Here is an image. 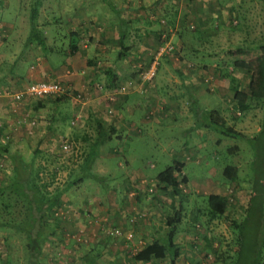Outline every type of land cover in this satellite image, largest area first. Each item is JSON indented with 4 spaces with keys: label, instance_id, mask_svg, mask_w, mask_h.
Masks as SVG:
<instances>
[{
    "label": "rangeland",
    "instance_id": "rangeland-1",
    "mask_svg": "<svg viewBox=\"0 0 264 264\" xmlns=\"http://www.w3.org/2000/svg\"><path fill=\"white\" fill-rule=\"evenodd\" d=\"M30 1L0 0V11L2 9L3 14L9 15V17L18 16L14 18L21 21L24 17L26 18L24 21L26 25L24 24L25 26L21 30L14 32L17 33L14 37L19 35L20 39L25 34L23 39L27 44L29 43L28 34L30 30L28 22ZM109 1L110 3L107 0H41L36 19V29L38 35L43 37V45L35 46L45 57H49L48 60L51 63L59 62L61 53L54 49L66 44L67 33L72 27L71 25H74V23L71 25L70 23L75 22L78 28L79 45L91 43L94 47L100 41L101 45H104L103 51L107 55L104 54L103 58L95 56L92 68L97 69L98 73L109 67L114 71L119 63V72L121 73L123 69H126V66L122 65L123 61L116 62L115 66L108 63L113 61L115 53L118 51L114 47L118 46L115 32L119 28L120 10L121 15L127 16L132 15L133 9L131 7L119 9V0ZM178 1L174 7L164 6L161 8L159 6L147 10L142 9L140 14L143 15L145 12L147 19L153 20L152 25L157 27L155 28L157 34H146L141 38L138 31L130 30L127 40L123 41L124 45L136 47H139L141 43L142 45L145 44L147 47L145 49H150V45L147 44L151 42L152 38H154L153 42H157L148 50V57L143 54L136 57V60L133 57H126V59L129 57V59L135 60L132 67L135 69V75L132 78L135 84H127L131 78L124 81L122 77H119L118 87L120 88L122 85L126 89L127 95L129 90H138L135 96L139 98V103L134 107L135 112L143 110L141 97L151 95L154 103L150 108L151 111L148 112L150 120L138 125L139 131L131 137L132 141H128V149L124 146L119 150V140L115 137L107 141L106 145H115L118 153L109 156L102 172L92 167H78L85 153V149L82 148H78L76 154L73 150L47 151L42 154L36 151L25 152V161H29L28 159L32 157L31 163L34 167L40 164L42 159L46 163L41 178L47 181L46 189L49 193L62 188L67 180L81 176L80 182L70 184L64 190L60 196V203L54 212L48 216V225L53 226L54 232L45 238L40 248L38 254L40 264H83L82 254L84 253H89V255L94 253L93 258L97 263L104 264L103 259L107 257L106 253L111 256L113 251L118 249V245L114 243V238L118 235L109 236L107 230L111 227L107 226L105 221L104 223L97 222L98 217H95V214H89L88 207L90 206L86 205V202H89L88 199H91L92 194L105 199L112 194L119 203V198L124 194L119 182L126 175L123 173L125 169L128 172L131 170L135 172L137 167H141L148 174L155 175L165 166L172 164L174 158L179 159L182 156H186L184 169L189 180L193 177L206 176L209 177L208 181L211 183L207 185L209 187L179 183L178 198L180 199L179 202L181 201L182 213L180 222L176 224L177 236L179 237L176 242L180 246V251L173 264H249L251 240L259 220L255 216H247L245 219L241 231L243 236L239 252L235 239L240 228H235L233 221L240 219L244 213L251 184H256L258 171H261L262 176H264V158L262 156L264 152V119L262 128L259 129L260 117H262L260 108L264 107V64L258 66L259 61H256L252 65L251 72L248 69L246 71L237 69L241 80L237 79L236 87L239 88L245 83L244 90L250 94L248 95L242 90L238 91L234 97L232 93L234 87H231V80L229 81L230 87L222 90V99L223 97L226 98L227 104L217 96L216 89L212 86V77H209L211 73H206L201 77L200 84L193 85L183 82L175 75L176 79H172L169 72L172 70V63H178V58L184 57V54L178 50L177 36H181L182 40L187 38V43L195 49L196 56L192 57V52L188 54L191 56L189 57L192 59L191 61L201 58L210 60V54L207 53V47L210 46V43L219 42V46L222 48L224 43L225 45L230 43L236 46H245L250 42L251 47L258 45L261 48L263 59L259 58L264 62V20H262V24L252 23L251 20L253 15L260 18L264 16V8L263 6L261 8L251 7L250 17L245 18V22L239 21V28L234 34L235 38L240 37V39L232 40V43L225 40V36L229 35L227 33L228 24H220V31L214 32L212 30L215 25L210 16L207 18V25L200 26L196 16L202 14L205 18V12H200L199 9L194 10L191 5L184 7V0ZM10 8L15 11L12 12ZM135 10L138 12L139 9L135 8ZM196 12H198L197 15ZM233 18L235 16L232 14L229 18L230 23H236ZM138 22L141 23V19L131 22L135 29L139 28ZM121 27L125 29L127 24L122 22ZM105 28H109L110 32H113V37L106 34L108 30ZM224 28L226 33H224ZM254 29L259 33L251 34ZM242 37L245 38L244 41ZM166 41L172 45V50L163 51L156 57L153 74L147 77V69L150 67L153 55ZM30 42L34 43V40H30ZM50 49L53 50L50 51ZM96 51L99 50L96 49ZM145 58L147 61L142 65L141 60ZM130 64L132 63H129L128 67ZM231 70L232 68L229 69V72L232 75ZM246 77H250L254 81L249 87V80H244ZM94 83V88L99 90L101 87L104 88L100 78ZM118 87L113 93L118 90ZM126 91L119 93L123 94ZM166 98L175 100L180 109L176 110L174 106L172 110H169L170 112H167L169 114H164L165 110L169 109H165L163 103V99ZM235 101L244 103L246 107L242 109L239 106L236 107ZM224 107H227L224 110L225 125H230L238 131L235 135L225 134L221 131L223 127L219 128L213 124L210 115H208L209 109L212 108L221 115V108ZM144 112L147 113V110ZM73 144L77 143L73 142ZM184 144H186V152L183 154L179 151ZM106 145L104 146L106 147ZM233 145H236V148L231 150L230 147ZM193 148L196 149V153L193 152ZM122 157L129 161L126 167H119L118 163ZM1 158L3 155H0V186L4 187L8 184L11 169L7 168L9 163L3 162ZM196 158L199 160L195 161ZM226 164L237 167V176L233 180H227L223 176L222 169ZM176 173L177 177L180 178L181 170ZM140 180L139 178L138 183ZM217 180L219 183L215 187ZM140 184L144 185L143 187L146 189L149 188L148 193L154 194L156 191L161 197L163 194L167 197V189L160 190L158 181L151 182L145 179ZM196 188L198 190L194 192ZM213 190L225 196L227 208L223 214L209 216L205 209V195ZM1 196L4 199L5 194H1ZM1 196L0 264H25L27 255L25 228H27L28 223L24 219H26L27 210L24 203L19 199L15 202L11 201L8 209H5L4 206L1 207L3 205ZM184 196L186 197L184 198ZM253 196L252 208L250 209L252 215L254 206L260 200L263 201L262 207L264 209V195L260 191H256ZM171 198L177 202L173 193ZM170 209L169 206L165 205L163 211L169 213ZM69 214H74L77 222ZM138 215L136 212L134 215L132 214V217H136L133 222L139 219ZM5 220L8 221L4 222ZM92 223L94 224L91 225ZM90 225H98V227L91 230ZM102 225L103 227H101ZM111 239L113 241H110ZM107 247L110 249L109 252Z\"/></svg>",
    "mask_w": 264,
    "mask_h": 264
},
{
    "label": "crops",
    "instance_id": "crops-1",
    "mask_svg": "<svg viewBox=\"0 0 264 264\" xmlns=\"http://www.w3.org/2000/svg\"><path fill=\"white\" fill-rule=\"evenodd\" d=\"M178 2V0H119V9L129 7L133 9L132 15L127 16L121 15L122 13L120 10L119 30L117 29L115 32L117 39L119 34V40L118 46L116 45V47H114L117 48L116 50L118 51L115 53L116 55L113 61L108 63L109 65L115 66L116 62L123 61L124 63L122 65L126 66L125 68L127 70L123 69L121 73L119 72V63L114 71H112L109 66V68L99 73L97 69L92 68L95 56L103 58L105 54L103 51L104 45H101L100 39H98L100 42L94 47L91 43L87 45L83 44L82 46L79 45L78 28L75 22L70 23V25L73 23L74 25H71L72 27L67 33L66 44L60 48L54 49L61 53H59V62L54 63L52 61L53 63H51L50 60H48L49 57H45L44 54L40 52L39 48L36 47L38 45L31 42L27 44L25 42V39H23L25 34L21 36L22 40L21 38L19 39V35L14 37V35L17 34L14 32L21 30V28L26 25V23H24L26 18L24 17L22 21L16 20L15 18L18 16L15 17L12 15V17H9V15L3 14L1 9L0 155H3V158H1L3 162L9 163L7 168L11 169V167L14 166L13 162L16 166H20L24 162H32V157L28 159L29 161H25L26 151H36L41 154L47 151H61L60 144L63 140L69 142L70 148L68 151L73 150L75 154L78 148L85 149V153L78 167H92L100 172L103 171L104 164L109 160V156L118 153L115 145H106L107 141L115 137L119 140V150L124 146L128 149L129 142L132 141L131 137L136 135L139 131L138 125H140L141 122L144 123L150 120V118H148L150 116L148 112L151 111L150 108L154 105L153 99L151 95L141 97L143 110L141 112H135L134 107L139 103V98L135 96L136 91H138L137 89L136 91L129 90L133 93L128 91V95L127 91L123 94L117 91L113 93V91L119 86V77H122L124 81L129 78L133 80L135 69L132 67L134 66L136 57L142 56V54L148 57V50L151 49V46H155L157 42H153L154 38L151 36V42L147 44L148 46L150 45V49H145L147 48L145 44L142 45L141 43L139 47H136L133 45H124L123 41L127 40L130 30H133V32L138 31L141 38L146 36V34H157V29H155L157 27H153L152 25L153 20L147 19L145 12L143 15L140 14L142 9L147 10L159 6L161 8L164 6L174 7ZM184 3V7L191 5L194 10L199 9L200 12H205V18L202 14L197 15L198 12H196V19L200 26L207 25V18L210 16L212 17L211 21H214L215 27L212 30L214 32L220 31V24H228L227 33L229 35H227V37L225 36V40L232 43L236 39H240V37L235 38L234 34L239 28V21L243 20V22H245L246 20L244 21V19L250 17L251 7L257 6L261 8L263 6L264 8V0H184ZM135 8L139 9L138 12ZM11 10L12 12L15 11L13 9ZM232 14L235 16L233 19H235L236 23L229 22V18ZM259 18L260 17L253 15V17H251L252 23L262 24L264 16ZM139 19H141V23L138 22L137 26L139 28L135 29L131 22L133 23L134 20ZM122 22L127 24L125 29L121 27ZM229 24L232 25L230 26ZM105 29L108 30L106 34L112 35L113 37V32H110L109 28ZM225 30L224 28V33H226ZM255 32L256 29H254L251 34H255ZM172 38H174V36H172ZM242 38L244 41L245 38ZM155 40H157V37H155ZM186 40L187 38L182 40L181 36H177L176 42L178 50L184 54V57H179L178 63H172V70L169 72L172 79H176L174 77L175 75L183 82L198 85L200 84V80H202L200 79L201 77L206 73H211L209 77H212V86L216 89V94L219 96V99L223 100L225 104L228 103V100L226 98L224 99V97L222 99V90L223 88L230 87L229 81L232 80L231 87H234L232 91L234 97L238 91L244 90L245 83L240 87L238 84L239 88L236 87L237 79L239 81L241 80L237 69L245 71L248 69L251 72L252 65L256 61H259L258 66L259 64H264V62H262L263 55L261 48L258 45L251 47L252 44L250 42L247 43V45L245 44V46H236L230 43L225 45L224 43L222 48H220L219 42H215L214 44L210 43V46L207 47V53L210 54L209 57H211V59L201 58L199 60H194V62L191 61L192 59L189 57L196 56L195 49L192 48ZM121 41L122 43H120ZM96 49L99 51L95 52ZM52 50L50 49V51ZM189 53H191V56L188 55ZM127 56L133 57L135 60L129 59V57L127 60ZM146 59L147 58L141 60L143 63L142 65L146 63ZM129 63H132L130 64L131 67H128ZM230 68H232V75L229 72ZM56 78L61 79L67 86V94L59 99H55L53 95L42 97L24 95L17 100L10 94L12 91L20 89L31 81ZM99 78L102 80V85H104V88L101 87L100 90L94 88V81ZM244 80H249L250 83L248 87L254 83L250 77H246ZM151 84L153 85V82ZM150 86H148V88L153 91ZM244 92L248 94L246 90H244ZM76 93H79L80 97H76ZM238 102L240 101L234 102L236 107L238 106ZM163 103L165 109L169 108L165 110L164 114H169L167 112H170L169 110H172L174 106L176 110L180 109L177 106V102L171 98L163 99ZM226 109L227 107L221 108V115L225 121L224 110ZM260 109V115L262 116L264 108L261 107ZM145 110H147V113L144 112ZM76 112L79 113V116L74 122H71ZM108 129H113V132H109V134L107 131ZM101 131L107 132L110 137L101 143L94 142L95 136ZM73 142H76L78 145L73 144ZM29 145L31 146L29 147ZM104 145H106V147ZM195 151L196 149L193 148L194 153H196ZM179 152L183 154L186 152V144H184ZM120 154L121 152L119 151V155ZM174 159L181 162V174L186 178L184 183L202 185V187L211 183L208 181L209 177L206 176L193 177L189 180L184 169L186 156ZM198 160V158L195 159V161ZM40 164L38 165L44 169L46 163H44L43 159ZM118 164L119 167H126L129 161L127 158L122 157V160L119 161ZM150 164L152 165V163ZM123 173L126 175L123 177L122 181L119 182V185L121 190L123 189L124 194L119 198V203L114 199V195L112 194L106 197V199L92 194L91 199H88L89 202H86V205L88 204L90 206L88 207L90 210L89 214H95V217H98L97 222L104 223L105 221L107 226L113 227L118 225L123 232H132L130 239H126L123 235L114 238V243L118 245V249L114 250L111 256L109 253H106L107 257L103 259L105 262L104 264H167L169 263L168 256L162 258L151 257L148 260H141L133 259L132 255L145 244L155 238L159 239L163 236L166 229L162 216L163 208L166 205L167 207L169 206L170 209L175 206V203H179L180 199L178 198V193H173L177 202L171 198L172 193L169 187L166 188L167 197L164 194L161 197L156 191H154V194L148 193L147 190L149 188L146 189L143 187L144 185L142 186L140 183L143 182V180L145 181V179L151 182H156L157 180L155 175L148 174L141 169V167H137L135 172L132 170L128 172L127 169H125ZM76 177L78 179L81 176ZM139 178L141 180L138 183ZM80 180L76 182H80ZM218 183L219 181L217 180L215 182V187ZM163 185L162 183L158 185L160 190L165 189ZM197 190L198 188H196L194 192H197ZM211 192L217 191L213 190ZM185 197L186 196H184V198ZM135 212L139 214V219L133 222L131 217ZM70 217L73 220L75 219L74 214L70 215ZM75 222H77L76 219ZM108 223H110V225H108ZM93 224L94 223L91 225ZM91 225V230L98 227V225ZM101 227H103V225ZM177 238L179 237L175 230L174 241H177ZM110 241L113 240L111 239ZM107 250L108 252L110 251L109 248Z\"/></svg>",
    "mask_w": 264,
    "mask_h": 264
},
{
    "label": "trees",
    "instance_id": "trees-1",
    "mask_svg": "<svg viewBox=\"0 0 264 264\" xmlns=\"http://www.w3.org/2000/svg\"><path fill=\"white\" fill-rule=\"evenodd\" d=\"M110 3L109 0H107ZM41 5V0H31L30 1V11L28 15V22L30 25V30L28 34V40H34L36 45L42 46L43 37L38 35L36 29V19L38 16L39 8ZM119 40V34H118ZM122 43V41L120 42ZM74 46V45H73ZM66 93L52 94L55 99L64 97ZM47 96V95H44ZM42 97V96H37ZM264 104V103H263ZM240 109L245 108L246 105L242 102H238ZM264 108V107H263ZM208 115H210V120L216 126L223 127L221 131L225 134L235 135L238 131L234 130L230 125H225L226 121L219 115L216 109H209ZM264 119V113L259 122V129L262 128V121ZM258 129V130H259ZM257 130V131H258ZM108 133H112L113 129H108ZM109 133V134H110ZM105 131H101L95 136L94 142L101 143L110 135ZM236 148V145L230 147ZM264 158V152L262 154ZM11 167V173L9 174L8 184L4 187L0 186V196L5 194L4 199H2L5 209H8L10 202H15L17 199L24 203L27 210L26 219H24L28 224L25 228L26 244H27V255L25 264H40L38 254L40 248L48 235L53 234V226L48 225V216L53 213L56 206L60 203V196L64 190L70 185L75 183L80 178H72L67 180L62 188L55 189V191L49 193L46 189L47 181L42 180L41 174L43 168L40 165L34 167L31 162L23 163L20 166ZM180 164L178 160L174 159L173 163L165 166L159 170L156 174V180L159 183L164 184L163 188H170V192L179 194V183L185 182L186 178L181 175L180 178L177 177V171L180 170ZM19 165V164H17ZM222 173L225 179L233 180L237 176V167L232 164L224 165ZM262 172L258 171L256 184H251V191L246 203L245 211L241 215L240 219L234 220L233 226L235 228H240V232L236 235V243L238 252L241 249V239L243 236V225L247 216H255L259 220L258 227L256 228L255 234L251 240L252 248L249 255V264H264V209L262 207V200H260L256 206H254L253 215L250 213L251 201L253 200V195L256 191H260L264 195V176ZM9 195V196H8ZM205 209L209 216L223 214L227 208V200L225 196L220 195L216 192H209L205 195ZM1 202V200H0ZM3 208V209H4ZM172 208V207H171ZM171 210V209H170ZM182 205L177 203L172 210L162 211V216L164 223L166 225L165 233L159 239L155 238L149 243L145 244L143 247L137 249L133 255V259L148 260L151 257L162 258L165 256L169 257V264H173L175 258L179 255L180 248L176 241H174V235L176 230V224L181 220ZM5 220L4 222H7ZM53 228V229H52ZM94 254V253H93ZM93 254L89 255L84 253L82 255L83 264H98L93 258Z\"/></svg>",
    "mask_w": 264,
    "mask_h": 264
},
{
    "label": "built area",
    "instance_id": "built-area-1",
    "mask_svg": "<svg viewBox=\"0 0 264 264\" xmlns=\"http://www.w3.org/2000/svg\"><path fill=\"white\" fill-rule=\"evenodd\" d=\"M172 50V45L166 41L161 47H159L158 51L153 55L152 62L150 64V67L147 69V77L153 74L154 67L156 64V57L161 54V52H169ZM127 84H135L134 81L130 80ZM126 89L121 85L120 88L118 87L117 92H125ZM67 92V86L61 79H38L35 81H31L27 83L25 86L21 87L20 89H16L15 91H12L10 94L15 99H20L22 96H44V95H52V94H60V93H66ZM76 97H80L79 93H76ZM79 116V113L76 112L73 119H71V122H74L75 119H77ZM60 148L62 150H69L70 145L69 142L66 140H63V142L60 144ZM135 216L131 217V220H135ZM107 234L109 236H116V235H123L126 239H130L132 236L131 231H122L119 227H111L107 230Z\"/></svg>",
    "mask_w": 264,
    "mask_h": 264
}]
</instances>
